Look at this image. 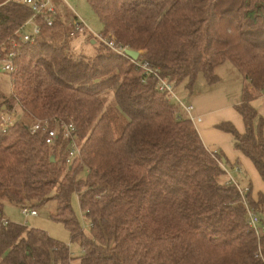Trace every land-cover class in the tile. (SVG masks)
Masks as SVG:
<instances>
[{
    "label": "trees",
    "instance_id": "16d2710c",
    "mask_svg": "<svg viewBox=\"0 0 264 264\" xmlns=\"http://www.w3.org/2000/svg\"><path fill=\"white\" fill-rule=\"evenodd\" d=\"M85 1L102 36L137 51L136 62L173 85L183 82L187 96L198 74L212 84L216 66L232 65L243 80L234 105L243 131L228 122L215 127L264 182V118L250 104L264 96V0ZM29 15L0 0V48ZM61 16L33 44L18 46L11 91L0 88V114L17 111L0 128V264H264V230L247 226L222 153L202 144L136 63L101 43L91 57L72 53ZM69 123L80 150L63 167L65 140L46 145L44 130ZM249 191L246 202L264 226V196ZM47 201L79 255L2 216L5 202L38 209Z\"/></svg>",
    "mask_w": 264,
    "mask_h": 264
},
{
    "label": "built area",
    "instance_id": "2783aa9c",
    "mask_svg": "<svg viewBox=\"0 0 264 264\" xmlns=\"http://www.w3.org/2000/svg\"><path fill=\"white\" fill-rule=\"evenodd\" d=\"M14 1L25 6L29 10L30 15L15 29L12 38L8 42V45L2 46L0 48V70L6 75L13 74L17 69L15 58L18 46L21 44H33L41 32L42 26L46 28L53 26L55 16L57 15L55 6L51 0ZM67 27L69 29V38L78 34H86V32H89L85 24L74 15L71 21L67 23ZM93 37L108 49L124 56L130 62L136 63L139 71H141L145 76H150L152 79H154L155 90L163 93L165 95V98L169 102L173 103L175 107L174 111L177 115L179 114L180 117H187L191 122L194 120L193 116L191 115V104L184 103L175 95L173 91V84L170 80H168V78L160 76L145 62H136V59L132 60L128 58L124 54L125 47H118L114 45V41L112 38H106L101 34L93 35ZM10 114V112L0 114L1 129H3L7 123L12 121V119L9 121L10 116H13L12 114ZM30 128L32 131L40 130L39 123H33ZM58 136L66 142V149L62 166L67 167L79 155L80 144L76 140L73 126L70 123L61 124L58 128L55 127L53 129L44 130V143L46 145H52L53 140ZM227 183L233 184V186L237 190V193L240 197L239 202L244 209L247 226L251 228L256 235H259L264 230V226L259 223L258 215L252 208L248 206L246 202L244 195L249 191L248 186H239L229 177ZM20 212L23 217L26 218L36 215V210L27 206L20 207Z\"/></svg>",
    "mask_w": 264,
    "mask_h": 264
},
{
    "label": "rangeland",
    "instance_id": "374dc122",
    "mask_svg": "<svg viewBox=\"0 0 264 264\" xmlns=\"http://www.w3.org/2000/svg\"><path fill=\"white\" fill-rule=\"evenodd\" d=\"M54 6L58 9V11L63 15L62 17V23L66 24L71 21L73 15L76 16L79 20H81L85 26L87 27L89 32H86V34H78L76 36H72L68 40V44L70 47V51L74 54H79L83 57H91L96 52V49L100 47L99 41L96 39H93V43H90L88 38L86 36H91L90 39L94 38L93 35L100 34L102 27L99 23L97 17L92 12L91 8L89 7L88 3L85 0H51ZM1 66V64H0ZM229 68V70H234L229 62H224L219 69H217V72L223 73ZM235 72V71H234ZM228 75H230V71L228 72ZM221 77V76H220ZM9 77L2 73L0 70V88L4 90L5 92L7 89L11 88ZM208 87V84L205 82L204 78L201 77V74H198L196 76V79L192 86V92L193 94L196 91L203 92ZM173 91L175 95L182 100L184 103H190L193 107V101L194 99L190 100L186 97L187 92L183 89V82L173 85ZM14 110V109H13ZM11 110L10 113L13 115L10 116L9 121L14 119L16 117V112ZM194 110H191V115L193 116ZM3 114V113H2ZM10 114V115H11ZM225 172L227 173V176L231 178L236 184L239 186L243 185V179L241 180L240 175L238 172L231 169L227 164H223ZM254 172V171H253ZM78 177L83 179L85 177V172L82 171L79 173ZM250 181L251 185V192L253 195H256L257 193H261L264 191V182L257 177V174L254 172V174L251 176L250 174H247V177L244 179V181ZM245 185V184H244ZM260 191V192H258ZM264 194L263 192L261 193ZM70 204L73 210V213L79 222L80 228L82 229L83 233L86 236H89V228L86 221L82 218L79 207L77 205V200L75 195H72L70 198ZM55 204L52 201H47L44 203L40 208L35 209L36 215L30 216V217H23V215L20 212V207L17 205L11 204L8 202H5L2 207V213L3 216L8 219V221L21 224L27 227H34L37 229H40L44 231L48 236L51 238L58 240L60 242H63L67 244L68 246V252L72 256H77L81 253V248L78 244V242L70 241L69 240V234L64 228V226L57 221H54L51 219V215L54 212ZM264 219V216H263Z\"/></svg>",
    "mask_w": 264,
    "mask_h": 264
},
{
    "label": "crops",
    "instance_id": "0c3cea01",
    "mask_svg": "<svg viewBox=\"0 0 264 264\" xmlns=\"http://www.w3.org/2000/svg\"><path fill=\"white\" fill-rule=\"evenodd\" d=\"M55 9L57 13H60L56 6ZM90 37L91 36H86L89 42L93 43L94 38L90 39ZM222 64L214 68V74L216 75L217 80L212 84H208V87L210 88H207L203 92L196 91L194 94L191 91L190 95L186 97L189 99V101L194 99L192 107L194 110V120L191 123L196 130L202 144L209 151L221 152L225 160V164H227L234 171L238 172L242 180L243 178L245 179L247 177V174L252 176L254 172L256 174L257 172L251 162L239 151L233 148L231 135L229 133L220 131L215 126L221 122H228L237 132L241 133L243 131L242 120L234 109V105L240 101L243 80L241 75L233 67L232 68L234 70H229V68H227V70H225L226 73L217 72V69H219ZM227 71H230L231 74L228 75ZM8 92L9 89H7L6 93ZM250 104L256 110L258 115L264 118V96H258L254 98ZM222 168L225 172L223 165ZM225 175L227 176L226 172ZM257 177H259L258 174ZM244 179L242 187L248 186L249 184V192L254 198L255 195H253L251 192L250 181H244ZM262 192L264 193V191ZM3 218L6 219L4 216Z\"/></svg>",
    "mask_w": 264,
    "mask_h": 264
},
{
    "label": "water",
    "instance_id": "95a60500",
    "mask_svg": "<svg viewBox=\"0 0 264 264\" xmlns=\"http://www.w3.org/2000/svg\"><path fill=\"white\" fill-rule=\"evenodd\" d=\"M124 54H125L128 58H130V59H132V60H135V59L137 58V56H138V52H137V51L132 50V49H129V48H125V49H124ZM223 162H224V160L222 159L221 163H223Z\"/></svg>",
    "mask_w": 264,
    "mask_h": 264
}]
</instances>
